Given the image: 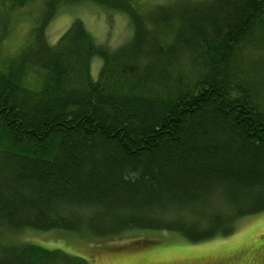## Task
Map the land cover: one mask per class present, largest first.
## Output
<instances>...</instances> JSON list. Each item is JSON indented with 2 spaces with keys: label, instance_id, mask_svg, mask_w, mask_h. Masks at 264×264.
<instances>
[{
  "label": "trees",
  "instance_id": "1",
  "mask_svg": "<svg viewBox=\"0 0 264 264\" xmlns=\"http://www.w3.org/2000/svg\"><path fill=\"white\" fill-rule=\"evenodd\" d=\"M84 3L125 15L132 39L111 49L77 19L51 44ZM261 212L264 0H0V264H90L16 242L28 230L198 243Z\"/></svg>",
  "mask_w": 264,
  "mask_h": 264
},
{
  "label": "rangeland",
  "instance_id": "2",
  "mask_svg": "<svg viewBox=\"0 0 264 264\" xmlns=\"http://www.w3.org/2000/svg\"><path fill=\"white\" fill-rule=\"evenodd\" d=\"M166 4L171 0H149ZM31 8L22 12L16 33L6 44V50L15 52L22 46L30 28ZM81 19L99 43L111 49L123 46L132 39L133 27L120 13L108 11L95 4L84 3L66 7L56 16L48 29V39L55 44ZM102 61L92 64L94 80L99 77ZM264 212L248 216L237 223L236 232L227 237L193 243L173 232L133 230L112 238L82 237L64 230H28L15 238L18 243H31L48 250H62L81 257L90 264H264Z\"/></svg>",
  "mask_w": 264,
  "mask_h": 264
},
{
  "label": "snow or ice",
  "instance_id": "3",
  "mask_svg": "<svg viewBox=\"0 0 264 264\" xmlns=\"http://www.w3.org/2000/svg\"><path fill=\"white\" fill-rule=\"evenodd\" d=\"M259 243H260V247H261L262 249H264V239H261V241H260Z\"/></svg>",
  "mask_w": 264,
  "mask_h": 264
}]
</instances>
